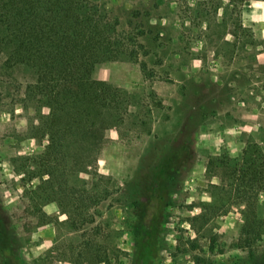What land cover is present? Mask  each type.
<instances>
[{"label":"rangeland","instance_id":"374dc122","mask_svg":"<svg viewBox=\"0 0 264 264\" xmlns=\"http://www.w3.org/2000/svg\"><path fill=\"white\" fill-rule=\"evenodd\" d=\"M81 1L119 28L93 77L122 112L53 157L0 53V264H264V234L238 246L264 223V175L240 173L264 167V0Z\"/></svg>","mask_w":264,"mask_h":264},{"label":"trees","instance_id":"16d2710c","mask_svg":"<svg viewBox=\"0 0 264 264\" xmlns=\"http://www.w3.org/2000/svg\"><path fill=\"white\" fill-rule=\"evenodd\" d=\"M118 32L102 9L81 0H0V53L11 69L22 67L26 103L49 109L34 127L49 136L53 157L66 149L75 158L116 125L123 95L93 73L118 57ZM240 173L261 178L264 167L247 161ZM245 217L238 246L252 249L264 223L250 211Z\"/></svg>","mask_w":264,"mask_h":264}]
</instances>
